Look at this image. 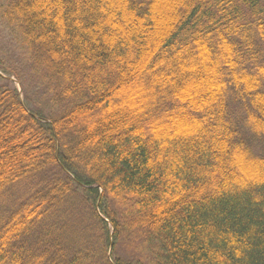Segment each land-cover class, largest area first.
Here are the masks:
<instances>
[{
    "label": "trees",
    "instance_id": "16d2710c",
    "mask_svg": "<svg viewBox=\"0 0 264 264\" xmlns=\"http://www.w3.org/2000/svg\"><path fill=\"white\" fill-rule=\"evenodd\" d=\"M0 25L52 113L0 88V264H264V0H4Z\"/></svg>",
    "mask_w": 264,
    "mask_h": 264
},
{
    "label": "rangeland",
    "instance_id": "374dc122",
    "mask_svg": "<svg viewBox=\"0 0 264 264\" xmlns=\"http://www.w3.org/2000/svg\"><path fill=\"white\" fill-rule=\"evenodd\" d=\"M4 3V0H0V5ZM0 25V88L7 86L11 90H17L20 100L26 110L31 114L37 115L38 112L43 111L40 108L39 103H43L45 97L48 96L46 91V84L43 83V78L37 75V71L30 68L29 65L17 64L20 61L21 51H19L18 40L12 36L11 29L3 28ZM17 39V36H16ZM24 56V55H23ZM18 69V72H23L21 81L19 75L10 67ZM21 70V71H19ZM25 73V74H24ZM22 74V73H21ZM43 117L47 119L51 112L43 111ZM37 118H39L37 116ZM48 123V120H46ZM22 188L16 187L10 191L5 201L8 200L9 204L13 203L17 197L23 194ZM113 228L110 226V234L112 235ZM112 248L109 250L108 256L112 255ZM121 250V249H120ZM123 250L120 251L122 253Z\"/></svg>",
    "mask_w": 264,
    "mask_h": 264
}]
</instances>
